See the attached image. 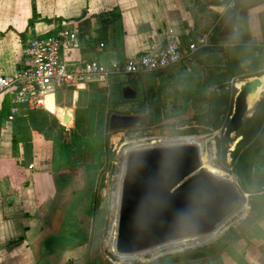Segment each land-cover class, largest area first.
Wrapping results in <instances>:
<instances>
[{"label": "crops", "instance_id": "crops-1", "mask_svg": "<svg viewBox=\"0 0 264 264\" xmlns=\"http://www.w3.org/2000/svg\"><path fill=\"white\" fill-rule=\"evenodd\" d=\"M227 3L228 0H0V75L13 74L18 69L23 50L31 40L62 28L77 27L81 33L80 47L72 53L77 62L122 64L163 46L167 29H173L185 47L191 37L211 31L213 19L227 13ZM262 11L261 6L247 11L251 44L254 39L253 44L260 45L257 41ZM34 12L38 17L30 24ZM210 47L213 42L209 39L204 48ZM207 52L210 49L198 55ZM142 78L132 79L137 80L133 83L140 90ZM121 80H94L67 90L73 96L62 97L61 105H54L52 96L47 110L62 123L65 107L85 108L90 99L109 95L106 90L110 84L117 89ZM78 91L82 92V102L78 101ZM10 107V96L0 94V114H8ZM70 125L71 119L65 126ZM12 137L13 122L4 120L0 124V264H86L85 242L76 235L78 228L73 222L77 208L71 215L76 197L86 190L84 172L56 168L54 146L39 133H32L31 156L26 159L23 144H18L16 154L13 152ZM73 161L78 163L77 158Z\"/></svg>", "mask_w": 264, "mask_h": 264}, {"label": "rangeland", "instance_id": "rangeland-1", "mask_svg": "<svg viewBox=\"0 0 264 264\" xmlns=\"http://www.w3.org/2000/svg\"><path fill=\"white\" fill-rule=\"evenodd\" d=\"M244 4L248 6V10L255 6H261L264 10V4L256 5L257 0H247ZM247 11L245 16L243 15L239 18V23L237 25L238 30L236 29L235 37L247 32V30L249 31L248 25L250 17ZM219 17H215L211 24V26L214 27V32L217 28L225 25H222V20L219 21ZM227 21H225V23ZM259 35V41L257 42L263 45L264 34L261 27ZM228 39L229 38H225V40L214 42L213 47L209 48L210 52L202 56L193 55L185 59L179 65L165 70L162 73L144 75L142 78L143 81L140 84L141 90L139 94H137V99L128 106H126L127 104L123 103V101L117 102L118 105L116 106L111 105V102L118 98V84L116 85L117 89L113 88L114 84H110V88L106 90L109 95L102 96L105 101L104 113L107 114V120L112 114L145 115L148 117V123L145 126H138L129 130L114 132H110L109 130L105 131L108 144L104 154L99 162L95 164V168L89 170L93 184L88 190L87 183L86 190H84L80 196H77V199L73 203V206L77 208L75 220L73 222L81 229L80 234L85 238L81 240L85 242L86 264H92V260L96 256H100L105 264H119L118 261H115L111 257V247H109L110 245L108 244L109 233L117 217L118 200H116V196L119 195L122 175L123 161L118 157L121 156V154L118 153L119 147L126 144L123 146L124 150L131 147L134 143L147 146L151 144L152 141H156L159 137L167 140L198 137L205 140V144L199 147L201 153L211 160L210 162L213 168L225 174L218 178L230 181L237 186L243 199V205L218 229L216 233L219 235L213 242L201 247L190 248L182 246L180 248H173L170 246L165 249L160 248L161 251L159 253L163 254L170 252L168 255L181 254L183 252L189 254L197 253L216 243L230 227L237 228L240 231L244 230L253 236L252 240L247 245L243 243H238V245L231 244L228 251L216 255H206L193 260L169 262L168 264H264V241L254 236V232L257 231L264 234V215L260 218H253L252 216L254 215H249L250 200L264 195V152L261 153L253 163L251 177L245 181L246 186H244L239 182L235 174L234 166L236 165V160L232 155L236 144L241 138L230 143L226 153L222 155L220 149L222 146L224 147L223 139L225 138L223 132L225 127H221L219 130L211 128L213 113L215 111L220 112L224 108V103L220 99H222L225 92L231 89L233 95L236 92L234 87L236 83L242 82L248 78L261 77L264 75V61L262 68L256 73L258 76H249L250 72H248V66L252 60V55L250 53L251 43H248L245 46L246 48L243 55L245 58L242 64L244 73L224 83L222 82L219 85L210 87L208 82L210 80H215L217 76H219V80H222L220 75L225 74L228 68L225 53L226 47L230 46L232 43L245 42L243 38L235 39L232 42ZM253 43H255L254 39ZM125 82L126 81L122 79L120 85ZM61 92L62 90L57 89L55 93L56 103L58 105H61L62 97L71 99L73 96L72 91L64 90V93ZM98 97L101 96L99 95ZM77 98L79 102L83 101L82 92H77ZM261 99H264V89L253 105L254 108ZM232 102H234V98ZM254 108L251 112L252 114ZM61 124L64 126L66 125V123ZM66 127L69 129V133L65 134L64 140L65 142H69V134L74 126L72 127V125H70ZM130 150L131 149L126 152L128 153ZM58 157L59 152L54 148V163L57 162ZM77 162L78 166H75L73 169H80L84 172L85 176L88 170L85 166L83 167V165L94 164L93 160L83 157L77 158ZM249 218H252L251 223H247ZM200 238L203 237L201 236ZM190 240L192 239L183 241ZM176 249L180 250L176 251ZM156 259H152L151 256H144L143 259L137 258L130 264H149Z\"/></svg>", "mask_w": 264, "mask_h": 264}, {"label": "water", "instance_id": "water-1", "mask_svg": "<svg viewBox=\"0 0 264 264\" xmlns=\"http://www.w3.org/2000/svg\"><path fill=\"white\" fill-rule=\"evenodd\" d=\"M242 16L241 10L233 14L220 30L219 37H234ZM240 83L239 88L234 85L232 113L223 132L226 140L234 139L244 120L251 117L254 106L249 107V97L263 82L261 77H252ZM137 94L135 83L121 85L123 103L134 102ZM74 117L75 109L65 107L62 123L71 119L73 127ZM147 123L145 115L112 114L108 118V130H129ZM62 126L65 134L69 133V129ZM201 154L194 143L134 148L127 153L112 241L117 255H135L171 242L214 233L239 210L243 199L237 186L204 169ZM92 264L105 262L96 256Z\"/></svg>", "mask_w": 264, "mask_h": 264}, {"label": "trees", "instance_id": "trees-1", "mask_svg": "<svg viewBox=\"0 0 264 264\" xmlns=\"http://www.w3.org/2000/svg\"><path fill=\"white\" fill-rule=\"evenodd\" d=\"M246 1L247 0H236L234 8L228 10V13H226L221 19L222 25L225 24V21H227V19L232 14H235L240 10L243 11V15L245 16L246 11L248 10V6L244 4ZM263 4L264 0H257L256 5ZM37 17V13L34 12L30 24H32L37 19ZM259 20L264 34V10L259 14ZM220 28H217L215 32L213 31L214 34H212L210 37V40L213 43L225 40V38L219 37ZM238 38H243V41L245 42L232 43L230 46L226 47L225 53L228 63L226 73L220 75L222 80H219V76H217V78L213 81L210 80L208 82L210 87L219 85L222 82L224 83L229 79L235 78L244 73L242 64L245 60L243 56L246 48L245 46L246 44L251 43L249 31L247 30V32H244L237 37L234 36L232 38H229L228 40L232 42ZM250 46L252 60L248 66V72H250L249 76H258L256 73L262 68V64L264 61V44H250ZM207 49L209 48H202L195 55H198L200 52ZM130 81L137 83V80ZM117 87L118 98H116V100L114 99L111 102L112 106L118 105L117 102H122V98L120 95L121 85L119 84L117 85ZM91 89L94 90L96 89V87L91 86ZM137 91L140 92V89L137 88ZM231 91V89H228L223 95L222 99H220L224 103L223 110H221L220 112L215 111L213 113L211 119V128L214 130H219L221 127H226L229 121V117L231 116L233 108L232 101L236 94L235 92L232 95ZM104 102V98L96 96L95 98L89 100V103L85 108L76 109L74 117V127L71 130L72 138L69 142H65L64 127L53 114L43 109L26 111L24 116L17 117L13 121V152L16 154V148L18 144L21 143L24 145L25 159L30 158L32 150V133L36 132L41 134L45 140L51 141L54 148L58 150L59 157L57 162H55L56 168L58 169H72L75 166H78V164L74 163L73 161L75 158L90 155V158L94 161V164L84 165L88 170L86 178L89 190L91 188L90 186H92L93 184L89 170L95 168V164L98 163L103 156L108 144V139L105 135V131H108V120L107 114L104 113ZM238 138L241 139L236 144L235 149L232 153L233 158L236 160L234 169L239 182L242 185L246 186L245 181L251 177V169L253 163L256 161L257 157L264 152V99H261L255 106L252 116L244 120L242 128L236 134L234 139H223L224 147L222 146V148L220 149V153L224 155L226 153L228 145ZM74 209H76V206L71 209V215H73ZM249 215H254L252 216L253 218H260L264 215V195L250 200ZM72 219L74 220V218ZM251 222L252 218H249L247 220V223ZM80 230L81 229L78 228V234L76 235H78L80 239H85L80 234ZM254 236L264 241V234L262 232H254ZM252 238L253 236L246 231H240L237 228L230 227L228 231L216 243L212 244L207 249L193 254L183 252L181 254L165 255L163 257L157 258L155 261H152L149 264H155V262L156 264H168L169 262L193 260L206 255H216L221 252L228 251L231 244L238 245V243H243L247 245L248 243H250ZM20 240L21 239H19V241ZM16 243L17 242H14L13 244Z\"/></svg>", "mask_w": 264, "mask_h": 264}, {"label": "built area", "instance_id": "built-area-1", "mask_svg": "<svg viewBox=\"0 0 264 264\" xmlns=\"http://www.w3.org/2000/svg\"><path fill=\"white\" fill-rule=\"evenodd\" d=\"M235 1L228 0L226 10L233 9ZM221 19L222 17L219 18V21ZM213 28L206 35L191 37L185 47L182 46L176 32L173 29H167L164 34L163 46L160 48H152L122 64L113 62L110 65L96 60L77 62L72 59V53L79 49L81 42V33L77 27L62 28L51 35L36 37L24 48L23 60L18 69L13 74L0 75V94L11 98L8 114L5 116L0 114V124L4 120L13 122L16 117L23 115V112L28 110L43 109L48 112L45 103L49 96H55L57 89H77L87 82L101 79L107 82L113 77L129 82L133 78L173 68L195 55L200 49L207 47ZM170 145L174 144L156 147ZM123 146L125 144L121 147ZM126 155L127 152L118 156L123 163ZM180 242L164 244L135 255H117L111 250V257L119 264H130L139 257L143 259L144 256L156 259L170 253L161 254L159 253L161 249L170 246L177 248L176 244ZM176 251L179 250L176 249Z\"/></svg>", "mask_w": 264, "mask_h": 264}, {"label": "bare ground", "instance_id": "bare-ground-1", "mask_svg": "<svg viewBox=\"0 0 264 264\" xmlns=\"http://www.w3.org/2000/svg\"><path fill=\"white\" fill-rule=\"evenodd\" d=\"M261 80L263 82L262 83V86L260 88H258L257 92L254 95H252V96L249 97L248 103H249V107L250 108L253 107V105L256 103L257 99L259 98L260 94L263 92V89H264V75L261 76ZM241 84L242 83L238 82V83H236V86L239 88ZM50 97H52V96H49L47 98V101L45 103V107H46V105H47ZM183 142H186V143H194V144L198 145L199 147H202L205 144L206 141L203 140V139H200L198 137H193V138L192 137L191 138H180V139H176V140H167V139H163V138H160L159 137V138L156 139V141H154V142L152 141V143L151 144H148L147 146H141V145H138V143H134L131 147H129L127 149H124V150H123V147H119L120 149H118L119 150L118 153H120V154L123 155V154L126 153L127 150L134 149V148H138V147H156V146L165 145V144H177V143H183ZM210 161L211 160H209L206 155H204L203 153L201 154V163H202V167L204 169H206L207 171L213 173L217 177L224 176L225 174L222 171H220V170H218L216 168H213L211 166V162ZM118 197H119V195L116 196V200H118ZM115 222H113V228L110 230V233H109V242H108V244L110 245L109 247H111V250L112 251H113L112 241H113L114 236H115V229H114ZM216 232H214L215 234L214 233H211V234H208V235H204V236H202L203 238L196 237V238H192V240H190V241H181L180 243H177L176 246H177V248H180L182 246L192 248V247H201V246H204V245H208L209 243L213 242L217 238V236L219 235ZM163 251H165V250H163Z\"/></svg>", "mask_w": 264, "mask_h": 264}]
</instances>
